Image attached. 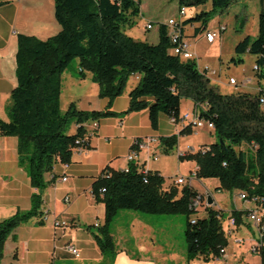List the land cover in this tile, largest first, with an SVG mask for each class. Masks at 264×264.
I'll use <instances>...</instances> for the list:
<instances>
[{"label":"trees","instance_id":"trees-1","mask_svg":"<svg viewBox=\"0 0 264 264\" xmlns=\"http://www.w3.org/2000/svg\"><path fill=\"white\" fill-rule=\"evenodd\" d=\"M140 1L53 0L60 26L55 35L44 40L17 35V83L10 94L9 120L0 119V135L17 137L19 164L38 192L32 193L28 210L18 211L0 222V258L5 240L14 229L42 215L41 194L54 180H46L45 174L52 172L57 164H70L76 141L87 134L88 121L99 122L101 118L118 115L110 109L112 102L124 92L128 78L135 73L140 75L139 83L129 92L128 107L119 115L147 109L151 126L156 128L160 114L168 118L179 116L181 99L191 100L194 106L202 104L200 116L213 123L216 139L207 151H188L179 160H194L198 166L197 179L216 178L217 190L245 192L247 198H256L255 203L264 209V106L259 102V96L264 93V0H260L255 37L245 35L234 47L236 55L254 56L258 93L220 92L199 70L196 59L183 60L171 54L173 43L165 24L170 17L158 23L159 40L155 44L127 35L124 28L135 25ZM232 1L179 0L178 9L210 4L208 10L186 18L182 32L184 25L192 23L199 24L197 33L202 32L212 16ZM74 59L78 62L79 75L90 72L99 86V96L108 100L104 110L83 111L70 103L61 111L62 73ZM231 61L239 64L243 59L233 57ZM72 123L76 125L74 131L69 130ZM176 140V135L161 139L165 153L172 151ZM84 145L88 147V140ZM241 145L246 149H241ZM164 181L159 172L144 170L135 163H129L127 171L104 169L91 187L95 200L105 207L104 224L99 228L100 236L97 235L101 251L115 252L110 225L120 210H134L185 215L186 259L220 258V250L228 245L223 213L208 206L206 215L191 218L197 212L191 204L203 194L191 184L180 189L172 184L164 189ZM244 214L247 211L232 210L236 223ZM259 255L264 264V247Z\"/></svg>","mask_w":264,"mask_h":264},{"label":"crops","instance_id":"crops-1","mask_svg":"<svg viewBox=\"0 0 264 264\" xmlns=\"http://www.w3.org/2000/svg\"><path fill=\"white\" fill-rule=\"evenodd\" d=\"M159 0H141L140 14L135 18L136 25L124 30L134 39L157 43L159 40L158 23L163 19L153 16V7ZM187 17H185L186 19ZM184 19V20H185ZM212 18L207 27L217 26L219 21ZM147 22L152 23V28L145 29ZM198 23L183 26V34L189 41L192 50L196 52L198 37ZM60 30L54 14L53 0H0V119L9 120L8 106L10 94L16 86L15 53L17 48V35H32L39 39H47ZM226 30V28H225ZM223 32V31H222ZM221 35V33H220ZM220 35L218 37H220ZM217 37V38H218ZM216 38V40H217ZM215 40V41H216ZM209 43L213 44L215 43ZM76 67L66 69L62 73V90L60 94V108L74 103L79 110L98 111L107 106V99L99 96V86L92 80L90 72L78 73ZM199 70L201 67L197 64ZM234 78L233 76H231ZM253 78V79H252ZM247 77L240 83L236 80L237 89L228 92L258 93L259 87L255 77ZM138 73L130 75L124 92L115 98L110 109L117 116L101 118L98 127L87 125V130L92 133L88 136V147L85 152H73L69 167L62 169L57 164L52 172L45 174V179L50 183L42 192V214L48 218L42 222L40 217H32L20 224L7 237L4 243L0 264H210L211 260L197 257L186 259V251L174 250L162 240V235L167 232L170 218L165 215L147 214L134 210H120L110 225V234L115 243V252L104 253L97 243L99 228L104 224L105 207L102 202L96 201L91 193V187L96 178L105 168L123 170L128 167L127 155L136 139L154 138L148 147L137 149L135 164L144 170L157 171L165 179L163 188L167 189L177 176H184L196 166L194 160L180 161L179 155L196 151L202 145L213 143L216 137L209 139L213 130L205 126L200 128L174 125L165 114L159 115L156 128L151 126L147 109L119 115L127 109L129 92L139 83ZM194 104L189 99H181L179 113L191 112ZM62 109V108H61ZM76 128L75 123L70 126V131ZM213 131V132H211ZM171 135L177 136V142L172 151L164 152L162 138ZM18 139L16 136L0 135V222L18 211H26L31 206V195L38 190L31 186L29 177L18 161ZM155 158V159H154ZM179 172V173H178ZM66 173L67 180L62 181L60 176ZM179 175H176V174ZM175 175V176H174ZM172 177L168 182L167 178ZM197 180V179H194ZM194 180L191 185L202 194H209L213 203L209 208L224 211L220 206V197H214L212 186L219 194L224 190H217L219 181L216 178L200 179L206 182L203 191L199 190ZM182 185H177L180 189ZM239 190L229 192L233 207L228 209L227 216L232 215V210L249 212L253 208L260 211L259 205L251 199L241 200ZM69 200L65 201L64 197ZM238 201L246 203L241 206ZM208 206L197 210L206 215ZM260 213V212H259ZM166 217V218H165ZM66 220L68 228L53 226V220ZM195 218V217H192ZM222 223H226V218ZM178 219V218H177ZM181 226V220H177ZM98 222L99 226L94 224ZM254 227L255 231L250 227ZM245 234H238L242 231ZM246 229L249 237L246 236ZM252 235H250V232ZM236 233L238 235H236ZM235 245L240 248L248 240L251 246L258 237L255 226L249 221L248 215H241L231 235ZM117 236V237H116ZM119 238V239H117ZM249 238V239H246ZM69 244L74 245L79 255L74 256L67 250ZM232 247V246H231ZM225 248L224 256L213 264H262L261 257L252 253L246 247L243 249L228 250ZM218 259V258H216Z\"/></svg>","mask_w":264,"mask_h":264},{"label":"rangeland","instance_id":"rangeland-1","mask_svg":"<svg viewBox=\"0 0 264 264\" xmlns=\"http://www.w3.org/2000/svg\"><path fill=\"white\" fill-rule=\"evenodd\" d=\"M158 2L159 3L153 7V11H154L153 16H159L162 19L171 16L178 17L177 11L179 7V0H159ZM209 8H210L209 3L201 5L199 7L187 6L185 16L188 18L193 16L195 12H198L200 10H208ZM260 10H261L260 0H234L226 8L218 11L217 13L214 14V16H212V18L215 17V19L219 21V23L223 24L226 28V30L221 32L220 37L217 38L215 43L209 44L205 41L204 38H200V37L196 39L197 64L201 68H204V66H208L211 70H214L215 74L211 76V81L212 84L215 85L220 92H228L237 89L234 85L229 84V78L231 76H233L238 81V83H240L242 80H244L247 77L252 78L254 76V71H253L254 56L248 53H241L239 55H236V53L234 52V47L245 35H250L251 38L255 37L258 29V17ZM233 57H240L243 59V62L239 64H235L231 61ZM75 65H76V60L74 59L71 62L69 68L72 67L74 68L76 67ZM64 106L62 105L61 107L62 112L65 109ZM213 137L215 136L213 135V133H211L209 139H213ZM240 148L244 150L246 149V146L241 145ZM178 173L176 175H179ZM188 175L189 174L182 176L188 177ZM174 176H170L169 178H167V181L170 182L172 177ZM171 182H173L174 184L173 180ZM194 182L199 188V190L203 191L206 182L203 181L201 182L200 179L194 180ZM208 187L211 188L210 190L215 198L216 195L220 197V204H221L220 206L222 207V209H225L224 211L221 212L223 213V217L226 218L228 209H231L233 207V202L229 192L224 191L223 193L219 194L214 188H212V186H208ZM238 203L241 206L246 205V203L241 201H238ZM204 213H206V211H204ZM202 215L203 214L201 212H196L191 214V218ZM165 216L167 218H170V221L168 222L167 232L162 235L163 242L167 243L170 249L171 247H173L174 250L185 251L186 242L184 237V230L186 228V223H187L186 216L182 214L165 215ZM177 218L181 220V226L179 225ZM250 228L251 230L255 231L253 226ZM243 230L245 229L242 228V231L239 232L238 234L240 235L245 234ZM238 234L236 233V235ZM250 235H252V232H250ZM246 236L249 237V234L247 233V229H246ZM228 239H229V248L227 249L226 252H228V250L230 249L232 250L233 246H235L236 249H242V248L244 249L245 246L250 248V246H247L249 243L248 240H245L246 242H244V244L239 248L235 245L236 243L233 239V236L231 237L228 236ZM220 259L222 258H218V259L214 258L211 260L210 264H213V262L220 261Z\"/></svg>","mask_w":264,"mask_h":264},{"label":"built area","instance_id":"built-area-1","mask_svg":"<svg viewBox=\"0 0 264 264\" xmlns=\"http://www.w3.org/2000/svg\"><path fill=\"white\" fill-rule=\"evenodd\" d=\"M177 13H178V17H170V18L165 20L168 35H169V37L173 43V46H171L170 52H171V54L178 56L179 58H181L183 60L196 59L197 56H196L195 52L192 50L189 41L186 39V37L184 36L182 29H181L182 22L184 21V19L186 17L185 16L186 15V8L184 6H181L178 9ZM151 28H152V23L147 22L145 24V29L149 30ZM224 30H225V26L223 24H218L217 26H214V27H206L202 32V37L205 39V41L207 43H212L216 40V38ZM253 69H255V65H253ZM200 71L202 73H204L210 79H211V76L213 74H215L214 70H211L208 66H204V68H201ZM229 84L236 85L235 78L230 77L229 78ZM259 102L261 103L262 106H264V93L259 96ZM203 108L204 107L202 104H198L197 106H194V108L191 112L179 114V116L177 118L174 116L170 117L169 121L173 124L181 125L183 128H185L187 126H189V127L193 126L195 128H200V127L205 126L209 130L214 131L213 123L203 119L200 116V111ZM85 125L91 126L93 128V131H94L98 127V122L96 120H91V121H88ZM91 133H92V131L91 132L87 131V134H85L84 138L76 141L77 145L74 147V152H85L86 151L87 147L84 145V142L88 140V136ZM154 140H155L154 138L134 140V142L132 144V148L127 155L128 163H135V161L137 159V149L145 148V147L147 148L149 142L154 141ZM208 149H209L208 145H202L197 150H200L201 152H205ZM183 154L184 153H182L180 155H183ZM60 166L62 167V169L65 172V170L69 167V163H61ZM127 168L128 167H126L124 170L127 171ZM197 171H198V166L196 165L189 172L188 177H183V176L176 177L174 179V185L190 184L192 180L197 179ZM107 173H110V172L108 171ZM104 175L106 176V174H104ZM60 179L62 181H66L67 180L66 173L61 175ZM208 196H209V194H203V197H201V196L196 197L193 200L191 207L194 208L195 211H197L202 206H204V207L209 206V204L207 203ZM239 198L241 200H246V193L240 192ZM64 200L68 201L69 197L65 196ZM249 201H257V199L254 198L253 200H249ZM247 215H248V219L255 226L257 233H258L257 239L250 246L249 250L254 254H258L259 250L262 247H264V242L262 241V237L264 236V213H259L258 211H256V208H253L251 211L248 212ZM47 218H48V215L46 213L42 214L40 216V220L42 222L46 221ZM222 221H223V218H222ZM225 221H226L225 224H224V222L222 223L224 232L227 235H231L233 232V229L236 226V219L233 215H229ZM53 226L68 228L69 224L66 220H59V219L55 218L53 220ZM94 226L98 227L99 223L96 222L94 224ZM67 250L70 253H72L74 256L79 255L77 248L72 244H69L67 246ZM220 253H221V256H224L225 248H222L220 250Z\"/></svg>","mask_w":264,"mask_h":264},{"label":"water","instance_id":"water-1","mask_svg":"<svg viewBox=\"0 0 264 264\" xmlns=\"http://www.w3.org/2000/svg\"><path fill=\"white\" fill-rule=\"evenodd\" d=\"M207 203L209 205H211L213 203V200H212V198L210 196H208Z\"/></svg>","mask_w":264,"mask_h":264},{"label":"bare ground","instance_id":"bare-ground-1","mask_svg":"<svg viewBox=\"0 0 264 264\" xmlns=\"http://www.w3.org/2000/svg\"><path fill=\"white\" fill-rule=\"evenodd\" d=\"M246 199H247V197H246ZM251 200H253V199H251ZM254 202H255V201H254ZM258 209H260V211H259L260 213H264V209H263V208L260 207V208H258ZM256 211H258V210H256Z\"/></svg>","mask_w":264,"mask_h":264}]
</instances>
